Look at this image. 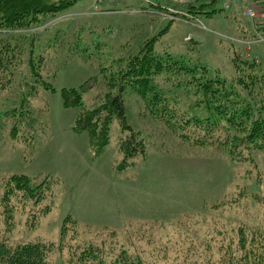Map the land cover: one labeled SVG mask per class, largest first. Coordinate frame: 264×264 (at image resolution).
I'll use <instances>...</instances> for the list:
<instances>
[{
	"label": "rangeland",
	"instance_id": "rangeland-1",
	"mask_svg": "<svg viewBox=\"0 0 264 264\" xmlns=\"http://www.w3.org/2000/svg\"><path fill=\"white\" fill-rule=\"evenodd\" d=\"M153 1L80 0L31 27L0 29V36L23 48L16 85L0 92V106L13 105L18 91L35 84L31 52L43 57L41 72L55 87L35 84L29 99L35 122L18 140L10 135L11 121L0 130V177L47 179L39 210L51 209L37 213L29 201L18 202L11 231L1 225L0 237L12 243L46 242L49 264H77L90 246L99 250L104 264L122 254L139 264H204L207 248L216 255L218 245L229 241L223 237L239 225L264 239V178L258 179L264 174L262 150H253L251 162L235 161L225 148L186 141L131 86L123 92L126 116L145 142L144 154L123 166L120 143L131 131L123 130L118 119L99 154L88 132L73 128L83 107L94 108L106 93L120 90L109 85L111 75L168 25L156 51L189 54L229 79L237 74L235 56L254 61L255 73H264V36L255 29L264 21L262 2L219 0L223 10L213 18L190 19L186 5L207 0H160L164 7H146ZM249 8L254 17L247 15ZM64 87L84 88L83 106L65 107ZM68 215L76 222H68L62 236Z\"/></svg>",
	"mask_w": 264,
	"mask_h": 264
},
{
	"label": "trees",
	"instance_id": "trees-1",
	"mask_svg": "<svg viewBox=\"0 0 264 264\" xmlns=\"http://www.w3.org/2000/svg\"><path fill=\"white\" fill-rule=\"evenodd\" d=\"M79 1L0 0V29L31 27L48 16L68 11ZM256 1L264 5V0ZM218 2L207 0L190 3L184 11L190 19L213 18L223 10L218 7ZM149 3L146 7H164L160 0ZM168 26L146 39L138 51L131 54L124 65H120L109 79V85L118 86L120 90L106 93L103 101L94 108L83 107L76 118L74 130L77 133L88 132L91 146L99 154L109 144L111 125L118 119L123 130L131 131L120 143L124 155L123 166L129 164L134 156L144 154L145 142L129 125L126 116L123 92L126 86H131L144 98L152 113L184 140L202 146L225 148L235 161H252L254 149L264 152V73H255L254 61L243 62L235 56L233 62L237 74L229 79L218 67L189 54L168 49L158 52L157 41ZM255 29L264 36V21L255 24ZM33 54L30 53L28 60L31 78L35 84L54 90L55 87L44 79L41 72L43 57L39 55L36 58ZM22 56L23 48L18 43L0 36V92L16 85L15 72L22 63ZM35 84L28 91H18L13 105L0 106V130L11 121L10 135L14 140L19 139L25 127H31L30 124L35 122L29 101L37 91ZM83 90L64 87L63 105L67 108L83 106ZM262 176L264 178V174H261L258 179L261 180ZM48 187L47 179L36 181L26 174L0 177V227L6 225L11 231L16 205L21 201L24 204L29 201L30 208L36 206L37 213L49 212L50 205L39 210ZM33 214L36 215V212ZM72 221L75 219L72 220L71 215L64 219L62 236L68 222ZM223 239L229 241L218 245L216 255L207 248L210 253L203 255L204 264H264V239L255 230L239 225L228 231ZM50 250L51 245L49 247L43 241L12 243L0 237V264H49ZM98 256L99 250L90 246L83 251L77 264H104ZM108 264L139 262L131 260L128 254H122Z\"/></svg>",
	"mask_w": 264,
	"mask_h": 264
},
{
	"label": "built area",
	"instance_id": "built-area-1",
	"mask_svg": "<svg viewBox=\"0 0 264 264\" xmlns=\"http://www.w3.org/2000/svg\"><path fill=\"white\" fill-rule=\"evenodd\" d=\"M100 1H102V0H95L96 3L100 2ZM246 13L250 17H254L255 16V10L253 8H249Z\"/></svg>",
	"mask_w": 264,
	"mask_h": 264
}]
</instances>
